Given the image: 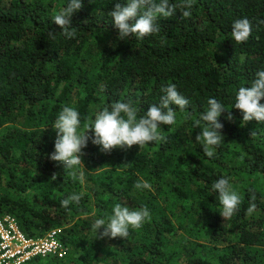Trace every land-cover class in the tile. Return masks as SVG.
I'll use <instances>...</instances> for the list:
<instances>
[{
  "label": "trees",
  "instance_id": "16d2710c",
  "mask_svg": "<svg viewBox=\"0 0 264 264\" xmlns=\"http://www.w3.org/2000/svg\"><path fill=\"white\" fill-rule=\"evenodd\" d=\"M67 2L0 0V220L14 219L28 238L59 229L65 248L62 258L25 264H264V124L244 122L234 108L239 88L264 70V0H194L190 17L181 18L178 7L174 17L158 18V33L128 40L109 16L127 0H82L72 18L77 35L57 33L52 41L48 32L62 31L52 18ZM244 17L252 35L236 43L232 24ZM169 84L190 105L176 108L175 125L161 126L162 141L110 154L89 142L84 184L49 158L64 106L78 110L86 131L83 125L115 101L130 100L145 115ZM209 98L234 117L222 114V143L212 158L193 127ZM141 177L151 190L134 187ZM222 177L242 198L227 220L212 189ZM252 192L257 208L247 215ZM73 193L82 199L65 209L61 201ZM116 203L146 205L151 222L126 240L97 239L92 224Z\"/></svg>",
  "mask_w": 264,
  "mask_h": 264
},
{
  "label": "clouds",
  "instance_id": "9594fccd",
  "mask_svg": "<svg viewBox=\"0 0 264 264\" xmlns=\"http://www.w3.org/2000/svg\"><path fill=\"white\" fill-rule=\"evenodd\" d=\"M91 3V0H89ZM194 6V0H181L179 5L170 3V0H127L126 6L116 3L113 10L109 12L112 24L118 30L121 40L131 38L143 39L146 36L156 34L160 31L159 17L171 18L177 14V8L185 9L181 12V18H188L189 11ZM84 7L82 0H68L66 7L52 18L55 25L62 31L48 32V38L55 41L57 33L66 38H74L77 33L73 28V14ZM264 23V21H262ZM253 31V23L247 17L236 19L232 24V38L236 43H244L249 40ZM250 87H241L236 96L234 108L240 110L244 122L257 121L264 124V70L255 74V79ZM163 93L158 104H151L146 114L140 116L138 109L132 101H115L110 108L105 107L96 113L94 120L85 123L81 130L80 113L74 107L64 106L58 113L52 127L56 132L54 151L49 158L62 166L73 180L85 183V168L82 157L84 149L89 142L99 146L102 153L110 154L115 149L127 151L134 145L142 150L150 143H158L164 139L160 129L162 125H175L177 123L176 108L185 112L190 101L182 95L175 84H169L161 89ZM208 107L199 119L193 123L194 128H200L201 132L196 135V141L203 146L206 157H214V148L222 143L221 116L228 112L226 119L234 121L231 111L225 109L224 105L216 98H209ZM173 106H176L175 108ZM188 115H191L188 113ZM249 135L253 138L257 135L252 131ZM53 180L56 179L54 174ZM137 190H151L152 185L142 177L135 183ZM212 189L218 194L221 205L220 215L224 220L232 218L237 214L242 203L239 193L232 187L229 180L220 178L212 185ZM82 193H73L61 201L65 209L75 203L79 205ZM256 195L251 194V203L246 209L247 215H252L257 205ZM152 215L145 205L141 208H130L126 204L116 203L111 214L105 218L96 219L92 224V231L97 234V239H127L133 230H140L146 222H151ZM59 230V229H55Z\"/></svg>",
  "mask_w": 264,
  "mask_h": 264
},
{
  "label": "built area",
  "instance_id": "2783aa9c",
  "mask_svg": "<svg viewBox=\"0 0 264 264\" xmlns=\"http://www.w3.org/2000/svg\"><path fill=\"white\" fill-rule=\"evenodd\" d=\"M60 230H50L44 237L28 238L14 219L0 220V264H25L33 258H62L65 248Z\"/></svg>",
  "mask_w": 264,
  "mask_h": 264
}]
</instances>
